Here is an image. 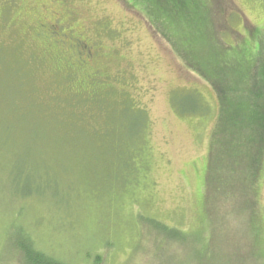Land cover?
<instances>
[{"label":"rangeland","instance_id":"obj_1","mask_svg":"<svg viewBox=\"0 0 264 264\" xmlns=\"http://www.w3.org/2000/svg\"><path fill=\"white\" fill-rule=\"evenodd\" d=\"M152 2L161 10L174 3L0 0V264H17L18 228L64 264H94L98 255L99 264H264V159L256 180L246 165L228 178L219 168L221 181L215 167L211 174L218 93L176 51L173 39L187 30L168 15L164 28L152 21ZM226 2L238 10L227 27L246 43L229 30L216 38L251 62L264 40V0ZM54 23L67 45L76 36L93 49L85 66L72 49L54 47ZM197 57L198 69L209 70L201 50ZM186 92L208 111L190 115L202 106ZM138 108V133L134 122L131 134L113 130V155L104 154L106 114L136 117ZM111 173L117 190L108 195L99 184ZM139 216L193 237L157 241Z\"/></svg>","mask_w":264,"mask_h":264},{"label":"trees","instance_id":"obj_2","mask_svg":"<svg viewBox=\"0 0 264 264\" xmlns=\"http://www.w3.org/2000/svg\"><path fill=\"white\" fill-rule=\"evenodd\" d=\"M158 1L160 2L161 0ZM199 1L200 7H198L196 0H173V8L167 6L166 3L162 5V10L161 5L157 4L156 1L149 3L146 11L148 12L149 6H152L155 13L152 14L151 20L156 21L160 27L164 26L162 21L166 15L177 18V26L187 30L181 42L173 39V42L177 46V53L182 56L194 72L210 83L218 93L220 109L219 118L214 130L215 137L213 138L217 146L215 147L213 145L216 153L212 152L216 160L212 162L213 168L211 165V174L215 167L216 179L221 181L218 172L219 168L223 172L227 170L228 178L232 173L234 175L238 168L245 170L246 165V168H249L250 176L253 167H255L254 172L252 171L253 177H251L253 180H256L263 167L264 159V40L263 42L259 40V46L256 52L257 58L251 62L246 60L247 55L250 56L248 52H244V54L243 51H236L228 55V52L232 50L231 47H233L234 42L231 46L221 40L218 41L216 38L218 31L229 30L238 42L241 41L242 44L246 43V40L239 33L227 27L228 15L232 14L236 9H233V4L230 5V2L227 3L226 0ZM203 2H208L209 6L203 5ZM187 5H193L192 9H188ZM174 6H177L176 9ZM236 11L238 12V10ZM201 14L206 15L204 23L198 20ZM241 19H243V16H241ZM197 22L202 24V34L199 35L195 28V25H198ZM218 45L221 46V52L219 53L217 51ZM199 50L202 51V55L205 58H200V60L203 65H209V70H207V67L198 69L196 60L199 58L197 57ZM226 52L227 55L225 54ZM238 52L239 54H237ZM206 54H209L207 58L205 57ZM233 60L236 63L235 69L231 67ZM186 93L188 100L192 99L200 102L202 106L201 108L198 105L199 103H196L197 107L193 105L187 111L192 112L189 113L190 115L197 113H201L200 115H202L208 111L207 106L196 93ZM175 105L178 107L177 104ZM138 109L135 113L136 117H127L126 112L123 110L119 112L111 111L110 115L106 114V118L104 119L106 131L101 136L104 154L109 156L111 154L113 155L111 153L113 149L109 147L113 141L115 142V137L111 135L113 130L125 131L126 128V131L131 134V125L134 122L136 130L134 135L138 133L139 124L142 122V117L145 113L144 109ZM201 109L202 111L200 112ZM100 112L97 109L95 116L98 117ZM117 113L118 117H116ZM137 119L139 123H137ZM217 138H219L218 142H216ZM228 145L232 149L227 148ZM224 157H227V159H223ZM105 169H108V166ZM20 175L21 169L19 171ZM212 179L213 175H211ZM101 182L102 185L99 184V186L107 191L108 195L116 193V176L113 173L103 177ZM139 219L142 224L145 222V226L156 237L157 241L162 239L166 243H175L186 241L193 237L192 233L186 234L180 229L170 228L158 219L143 216H139ZM16 232L15 236H13V244L16 247V252L13 255L15 256V263L64 264L61 259L38 249L28 232H23V229L19 228L16 229ZM103 256H96L94 264H99Z\"/></svg>","mask_w":264,"mask_h":264},{"label":"flooded vegetation","instance_id":"obj_3","mask_svg":"<svg viewBox=\"0 0 264 264\" xmlns=\"http://www.w3.org/2000/svg\"><path fill=\"white\" fill-rule=\"evenodd\" d=\"M56 15V14H55ZM58 21V18H55V23ZM54 23V24H55ZM56 31H59L58 26L55 25H50L48 26V32L47 35L49 36L50 40H52L54 47L56 48H61L62 50H66L67 53L72 49L73 53L76 56V60H74L77 64L82 66L83 62L84 66L88 63L91 56V53L93 52V49H89L87 44L83 42L79 37L76 38V36L70 37V44L67 45V42L62 39L64 37V34L62 33H57ZM66 58L68 59L66 61V64L70 62V55H66ZM73 67V65H72ZM68 68V67H67Z\"/></svg>","mask_w":264,"mask_h":264}]
</instances>
